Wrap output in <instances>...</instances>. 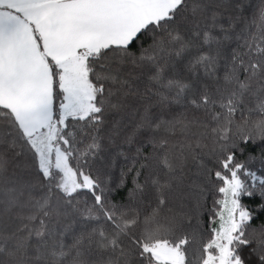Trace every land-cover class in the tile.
<instances>
[{"label":"snow or ice","instance_id":"obj_1","mask_svg":"<svg viewBox=\"0 0 264 264\" xmlns=\"http://www.w3.org/2000/svg\"><path fill=\"white\" fill-rule=\"evenodd\" d=\"M249 7L0 0V264H264Z\"/></svg>","mask_w":264,"mask_h":264},{"label":"trees","instance_id":"obj_2","mask_svg":"<svg viewBox=\"0 0 264 264\" xmlns=\"http://www.w3.org/2000/svg\"><path fill=\"white\" fill-rule=\"evenodd\" d=\"M249 0H246V3H248ZM259 3V0H250V7L248 8V12L246 14H251V9L252 7H254L255 5H257ZM249 152H253V148L251 146H249L245 152L241 155L239 152H237V158L241 161H246L248 160V156H249ZM254 155H258L259 154V148H255L254 152H253ZM249 167L252 168L253 170H256V169H259L260 168V161L259 159L251 162L249 164ZM129 186H131V184L129 183ZM125 193H126V190H125ZM117 199H119V197H117ZM245 203H248L247 201V198H245L244 200ZM208 204H209V207L211 206V198H209V201H208ZM207 213H205L204 215V222L206 223L207 222ZM255 223H259V221H256ZM255 226V225H254Z\"/></svg>","mask_w":264,"mask_h":264}]
</instances>
